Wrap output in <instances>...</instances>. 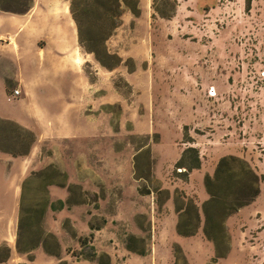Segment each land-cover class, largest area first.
<instances>
[{
    "label": "rangeland",
    "instance_id": "obj_1",
    "mask_svg": "<svg viewBox=\"0 0 264 264\" xmlns=\"http://www.w3.org/2000/svg\"><path fill=\"white\" fill-rule=\"evenodd\" d=\"M70 1L57 0L62 15L47 0H32L37 13L23 20L0 12L15 19L13 53L0 42V106L36 138L31 144L0 123V152L17 156H0V264H102V253L89 260L93 249L127 244L130 236L151 255L141 264H264V0H138V16L123 7L104 42L107 68L78 37L71 52ZM94 1L106 0L78 1L90 18L82 24L91 49ZM189 140L202 165L183 182L174 165ZM223 157L246 162L260 183L258 197L225 220L226 254L215 260L202 233L203 179ZM33 173L58 185L48 188L50 203L65 204L48 210L42 224L56 237L59 258L49 239L27 254L16 249L21 185ZM181 192L201 217L196 234L181 237L183 246L163 217L167 204L175 211L186 203Z\"/></svg>",
    "mask_w": 264,
    "mask_h": 264
},
{
    "label": "trees",
    "instance_id": "obj_2",
    "mask_svg": "<svg viewBox=\"0 0 264 264\" xmlns=\"http://www.w3.org/2000/svg\"><path fill=\"white\" fill-rule=\"evenodd\" d=\"M78 1H70L69 14L76 28L79 46L87 54L92 55L101 66L107 68L100 59V54L109 57L104 42L119 27L123 7L127 8L134 17L138 16V0H131V4H129V0H106L104 5H99L97 1L93 2L91 5L93 8V49L85 45L82 18L86 17L89 23L90 18H88L89 15L87 17V15L80 13ZM31 3L32 0H0V12L25 15L31 9L29 7ZM0 123L15 126L11 122L2 119H0ZM15 127L30 138L31 144L35 143L36 138L33 134L19 126ZM185 144L190 146L183 149L180 158L174 165L175 170L180 171L176 178L183 182H187L191 173L200 170L202 165L199 150L192 146V141H186ZM5 153L11 155L12 158H17L11 153ZM63 176L66 179V175ZM32 177L25 179L21 185L16 249L19 251L23 247L20 251L27 254L49 239L56 246V251L51 256L59 258L60 248L58 242L54 235L45 233L42 224L48 210L61 211L65 204L62 201L50 203L48 188L58 186L52 178L43 179L41 173H33ZM259 183L260 178L248 164L235 157L221 158L217 162L213 176H204L203 184L209 198L202 205V233L205 239L214 246L215 260L224 258L226 254V249L223 250L228 240L224 226L225 220L241 208L248 206L258 197ZM29 186H33V188L29 189ZM27 191L32 192L30 199L26 196ZM151 194L150 191L141 193L142 196ZM179 198L185 200L186 203L182 202L181 206H175V212L178 215L176 234L183 238L193 237L201 224L200 212L196 204L184 193L181 192ZM182 219L184 220L182 221ZM91 230L98 229L91 228ZM92 237L93 235H90V238ZM137 240L134 236L128 237L125 248L133 254L145 256L146 251L144 249L139 250L130 244L131 242L136 243ZM84 245H87V243H84ZM103 257L106 260L102 264H110L107 256L103 255ZM96 258L97 254L93 249V255L89 260L95 261Z\"/></svg>",
    "mask_w": 264,
    "mask_h": 264
},
{
    "label": "crops",
    "instance_id": "obj_3",
    "mask_svg": "<svg viewBox=\"0 0 264 264\" xmlns=\"http://www.w3.org/2000/svg\"><path fill=\"white\" fill-rule=\"evenodd\" d=\"M65 12L68 14V23L70 25V23L72 24L73 21L71 19V16H70L67 8L65 9ZM36 13H37V9L34 5H32L31 9L27 13V15L28 14L33 15ZM25 17H26V15H23V16L17 17V19L23 20V19H25ZM14 21H15V19L13 16H2V15H0V32L4 33V37H2V34L0 33V42L4 38L5 44L8 47L10 54L13 53V45H14V37L12 35V33L14 32V29H13ZM72 39H73V41L71 44V52H73V50L76 48L75 42L77 40V36H76V32L74 29H72ZM85 82H84V84H86V85L89 84V83H87V82L85 83ZM4 92H5V86L3 84V80L0 79V93H4ZM6 113L7 112H5L0 106V119L9 121L10 119H9V117H7ZM0 156H1L2 160H8V158H9L7 155H5L1 152H0ZM176 158H178V156ZM9 160H11L12 162L16 161V159L12 158V157H10ZM13 164H15V163H13ZM12 166H13V168H15L14 167L15 165H12ZM0 174H2V173H0ZM5 175H7V174H5ZM1 176L2 175H0V179H2ZM152 205L153 206L155 205L154 199H152ZM154 211H155L154 208H151V214L152 213L154 214ZM163 217L165 220H169L171 223V231L173 232V241L176 242L177 244L183 246V244L185 243V240H187V239H183L176 234L175 229H176V225H177V214L175 213L174 209L172 207H170V205H168V204H167V211L164 213ZM157 220L158 219H156V221ZM106 228H108V223L107 224L105 223V227L103 226V227L99 228L98 230H93V239H95V238L97 239L98 235L101 236L103 230ZM155 228L156 227L153 225L152 229H154V231H155ZM111 235H113V234H111ZM110 238L113 239L112 236ZM114 244H115V246H114ZM95 252L97 255L100 253L106 255L107 258L109 259L110 264H141L142 261L151 258L150 254H148V255L145 254V256H138L136 254H133V253L127 251L125 248V244H123V243H112L106 249H103L100 252L99 251H95Z\"/></svg>",
    "mask_w": 264,
    "mask_h": 264
},
{
    "label": "bare ground",
    "instance_id": "obj_4",
    "mask_svg": "<svg viewBox=\"0 0 264 264\" xmlns=\"http://www.w3.org/2000/svg\"><path fill=\"white\" fill-rule=\"evenodd\" d=\"M50 4H51V6L53 7V11L56 13V14H60V15H62V14H64V11L62 10V8L60 7V8H58L56 5L58 4V2H57V0H47ZM65 32L67 33L66 34V36L68 37V32L65 30ZM70 38H72V35L70 36ZM75 54L79 57L78 59L79 60H84L83 58H82V56H81V54L80 53H76L75 52Z\"/></svg>",
    "mask_w": 264,
    "mask_h": 264
},
{
    "label": "built area",
    "instance_id": "obj_5",
    "mask_svg": "<svg viewBox=\"0 0 264 264\" xmlns=\"http://www.w3.org/2000/svg\"><path fill=\"white\" fill-rule=\"evenodd\" d=\"M18 93H19L18 91H14L13 97H15L16 95H18ZM214 95H215L214 91H210L209 92V96L210 97H214Z\"/></svg>",
    "mask_w": 264,
    "mask_h": 264
}]
</instances>
